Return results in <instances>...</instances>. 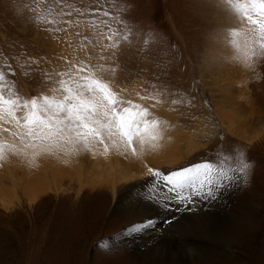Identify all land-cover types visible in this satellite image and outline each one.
Masks as SVG:
<instances>
[{"label":"rangeland","instance_id":"rangeland-1","mask_svg":"<svg viewBox=\"0 0 264 264\" xmlns=\"http://www.w3.org/2000/svg\"><path fill=\"white\" fill-rule=\"evenodd\" d=\"M209 1L214 9L204 15L192 0H0V264H106L122 255L159 264L142 255L158 247L191 250L181 264H264V3L240 0L245 12L228 20L216 14L221 0ZM91 81L105 84L120 107L145 113L131 137L100 127L109 123L102 112L90 124L99 135L57 131L67 113L39 109L44 98L61 101L69 87ZM230 107L244 114L229 122ZM44 115L52 128L40 134L29 121ZM243 132L254 133L251 142ZM147 138L166 142L160 159L173 152L178 160L141 162ZM76 159L92 176L83 184L71 175ZM117 162L140 175L123 183ZM204 162L216 168L203 187L161 178L194 175ZM225 185L244 226L214 212ZM31 188L42 191L30 199ZM122 198L147 212L140 222L127 218ZM196 208L214 212L220 239L182 235Z\"/></svg>","mask_w":264,"mask_h":264},{"label":"bare ground","instance_id":"bare-ground-1","mask_svg":"<svg viewBox=\"0 0 264 264\" xmlns=\"http://www.w3.org/2000/svg\"><path fill=\"white\" fill-rule=\"evenodd\" d=\"M252 2H254V0H251ZM192 3L193 4H195V6H197V11H199V12H203V10H204V8L205 7H207V6H210V7H207V8H211V13H212V9H214V4L212 3V1H209V0H192ZM220 3H222L221 4V9L220 10H218V12L216 13V14H218L219 15V17L220 18H225V19H232L233 18V16L235 15V13H238V15L237 16H239L240 17V15H242V13L243 12H245V5H243V3L240 1V0H221V2ZM201 5H203L204 7H202ZM216 10H217V8H216ZM207 11V10H206ZM209 12V11H208ZM204 15H207L206 13H205V10H204ZM221 15H223V16H225V17H222ZM230 24H235V21H233V22H231ZM221 26H223V25H221ZM264 42V41H263ZM255 44H262V41L261 40H257V42L255 43ZM263 49V48H262ZM255 55V54H254ZM258 55V54H257ZM259 55H260V53H259ZM259 58V57H258ZM255 59H257V58H255ZM258 65V64H257ZM218 66V65H217ZM230 103V102H229ZM239 105V104H238ZM229 106V105H228ZM234 108V107H233ZM232 107H230V110H228V109H225L226 111V116H227V120L229 121V122H233V120L235 119V118H237V119H240L241 117H238V116H241V114H244V110L243 109H241V110H239L238 112H236V110L235 109H233ZM242 108V107H241ZM233 109V110H232ZM242 120V122H239L240 124L241 123H243L244 122V120L246 121V117L245 118H242L241 119ZM230 126H231V130H232V132L234 131V128H233V124H230ZM239 130V129H238ZM247 131V130H246ZM238 132V131H237ZM246 133V132H245ZM244 132H243V138H247V140L249 141V142H251L252 141V139L254 138V133L253 134H247V135H244L245 134ZM237 134V133H236ZM238 134H241V133H238ZM259 136H261V135H263L264 133H263V131H262V129L259 131ZM242 135V134H241ZM249 139H251V140H249ZM146 142L147 143H145V142H143L144 143V146H145V148L143 149H141V150H138V156L139 157H141V158H143L142 160H140L141 162H144V164H147V163H149L150 161H149V159H148V157L149 158H152V155H154L155 156V158H157L158 159V161H159V163L161 164L162 162H167V163H175L176 162V160H178V157H176V149H175V147H174V153L176 154V155H172V153H170L171 155L169 156V158H167V161H164L163 159H160L159 158V153H162V149H165V150H163V151H166V148L168 147V146H166V142L164 143V142H162V143H158L157 142V139H155L154 138V140L153 139H151L150 140V138H147L146 139ZM171 148V147H170ZM169 149V148H168ZM177 150H178V148H177ZM71 152V151H70ZM167 153H168V151H167ZM169 154V153H168ZM167 154V155H168ZM67 156V155H66ZM153 156V157H154ZM50 159V158H49ZM140 159V158H139ZM139 159H137V160H139ZM153 159V158H152ZM160 159V160H159ZM45 160V159H44ZM51 160V159H50ZM145 160V161H144ZM128 165H130V166H132V164H131V159H128ZM62 162V161H61ZM69 162V161H68ZM64 163H66V161H64L63 163H62V165L64 166ZM130 163V164H129ZM70 164V167H72L73 169H74V173H71V175L73 174L76 178H78V179H80V184L82 183H85V182H88V179H91L92 178V176H87V174H84L83 173V167H82V165H81V162L78 160V159H76V160H74V161H72L71 163H69ZM75 164V165H74ZM108 164V163H107ZM126 164H127V162H126ZM49 165H50V167H52V165H54L52 162H50L49 163ZM48 165V166H49ZM59 165V164H58ZM111 165V164H110ZM109 165V166H110ZM112 166V165H111ZM116 166H117V168H118V171H119V177L117 178V179H119L120 178V180H122L123 181V183H124V181L125 182H129L130 180H133V179H135L137 176H139L140 174L138 173L137 175H135V174H132V170H123L122 168H121V164H119L118 162L116 163ZM139 166L141 167V168H143V166L142 165H140L139 164ZM59 167V166H58ZM65 169H64V172H66L67 173V171L70 169L69 167H68V165H65V167H64ZM67 168V169H66ZM115 168V167H114ZM124 168V167H123ZM150 167H148L147 169H149ZM147 169L145 170V171H147ZM61 170V169H60ZM117 170V169H116ZM151 170V169H150ZM49 171H51V172H54V169L52 170V169H50V170H48L47 172H49ZM59 171V170H58ZM70 171V170H69ZM114 171V170H113ZM144 171V172H145ZM152 171V170H151ZM63 172V171H62ZM100 172H102V171H99L98 173H100ZM70 173V172H69ZM48 175V174H47ZM63 175V174H62ZM65 175V174H64ZM64 175H63V177H64ZM66 177H67V175H66ZM70 177V176H69ZM48 178V177H47ZM46 178V179H47ZM58 179V178H57ZM75 179V178H74ZM105 179V178H104ZM43 180H45L44 178H43ZM55 180V179H54ZM64 179H62V181H63ZM76 180V179H75ZM104 180L103 179H92V184L94 185V186H98L99 184H101L102 182H103ZM107 181V180H106ZM46 182V181H45ZM55 182V181H54ZM53 182V183H54ZM79 182V181H78ZM108 182V181H107ZM111 182V181H110ZM113 182V181H112ZM119 182V181H118ZM169 184H171V185H173L170 181H167ZM45 184V183H44ZM113 184H115V183H113ZM46 185V184H45ZM44 185V186H45ZM48 185V184H47ZM38 186V185H37ZM43 186V184L39 187V188H41ZM43 186V187H44ZM114 186V185H113ZM113 186H111V187H113ZM46 187V186H45ZM108 189V188H107ZM223 189H228L227 191H225V192H222L221 194L223 195V197H224V199H226L225 200V202L223 203V204H220V205H218L217 207H216V209L214 210V212H217V211H223V210H225V212L228 214V215H230L231 217H230V221L232 222V225H236V224H242L243 223V226L245 225V219H243V220H241V219H238L237 218V216H236V213L234 212L233 213V211L231 210V208H230V206H229V202L227 201V197L232 193V187L229 185V186H227V185H225L224 187H223ZM31 190V192H30V199H33L34 197H36V196H38V194H39V192H41L42 191V189H38L37 188V190L36 189H30ZM44 191V190H43ZM37 192H38V194H37ZM116 193H117V191H116ZM37 194V195H36ZM123 194V193H122ZM151 194V193H150ZM120 201H121V203L123 202V201H127L126 202V205H127V207L129 208L128 209V214L126 215L127 216V218L129 219V220H137V223L138 222H140L141 221V217H142V215L143 214H147V212H145V210H141V209H139L140 207H136V206H134V203L133 202H135V201H133V200H129L128 201V198H122V199H119ZM5 202V201H4ZM4 202H3V204H4ZM137 203V202H136ZM123 205V204H122ZM125 205V204H124ZM125 205V206H126ZM132 206V208H130ZM8 207V206H7ZM214 212L212 211V212H209V213H206L205 212V210H202L201 209V212H199V211H197V208H196V215L195 216H193V218H194V223H187V224H185V226H183L182 228H183V230H182V235H187V233H190V234H198L200 237H202V238H206V240H208V239H211V240H217V234L214 232V229H213V226H212V222L213 221H215L216 220V217L214 216L215 214H214ZM247 216V215H246ZM256 217V216H255ZM144 219V218H143ZM149 219V218H148ZM248 219V218H247ZM241 220V221H240ZM256 222V221H255ZM254 223V222H253ZM153 224V223H152ZM257 224V223H256ZM146 225V224H145ZM144 225V226H145ZM183 225V224H182ZM133 226H135V224H133ZM141 225H139V224H137V227H140ZM152 226V225H151ZM256 228V227H255ZM132 229H134V228H132ZM138 229V228H137ZM151 229V228H150ZM142 230V229H141ZM152 230H153V228H152ZM257 231V230H256ZM217 237V238H216ZM221 238V236L218 238V239H220ZM224 239V238H223ZM204 242V241H203ZM200 246V245H199ZM163 249H159V247L158 248H154L153 250H151L150 252H145V253H143L142 255H144V256H146V257H148V258H150L149 260H156L157 262H159V264H181L182 263V260L184 259V258H190V251H179V254L176 252V251H174V250H172L171 248H164V247H162ZM186 248V247H185ZM185 250V249H184ZM192 252V251H191ZM124 254V253H123ZM120 255H122V253L120 254ZM108 256V255H107ZM118 259H120V260H118V261H121V262H112L111 261V259H109V260H107L106 262V264H110V262H111V264H134V261H131L129 258H127L126 257V255H122V256H119L118 257ZM228 262V261H227ZM102 264V263H101ZM222 264H224V263H222ZM227 264V263H226Z\"/></svg>","mask_w":264,"mask_h":264},{"label":"snow or ice","instance_id":"snow-or-ice-1","mask_svg":"<svg viewBox=\"0 0 264 264\" xmlns=\"http://www.w3.org/2000/svg\"><path fill=\"white\" fill-rule=\"evenodd\" d=\"M264 3V0H261ZM264 27V25H261ZM68 95H66L61 101H49L45 99V103L39 105V109L43 113H47L50 108H55L58 113H67V124L63 121H57L58 124H63L64 127L58 128L57 131H64L65 128L84 129L87 134L99 135V127H91L90 124L99 125L98 120H93V117L98 113H101L109 117V123L100 125V127L121 132L123 135L131 137L134 129L139 127L140 121L138 117H142L145 113L135 112L133 113L130 108L120 107L123 101L116 98L115 94L107 90V86L99 81H91L85 84L78 85L77 90L73 91L71 87L67 89ZM87 93V95H86ZM32 107L36 109V98L32 100ZM130 103V102H129ZM136 107V106H133ZM35 128L40 130L42 134L45 130L50 131L52 128V118L50 116H37L34 120L29 121ZM77 134L80 135L79 131ZM216 168L215 165L204 162L196 166L195 174L192 173V169H186L184 171H177L171 173V175L165 173L161 176V173L156 170L153 172V176H161L164 181H170L177 186H185L188 184L195 185L200 183L201 187L205 183L211 184V175ZM220 174L224 175V170H220ZM201 178H207L201 179ZM219 187V185H217ZM212 193L209 188L207 197H211ZM179 197H174L178 199Z\"/></svg>","mask_w":264,"mask_h":264}]
</instances>
